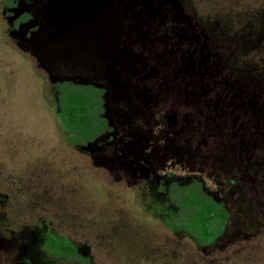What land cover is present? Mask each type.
Listing matches in <instances>:
<instances>
[{
	"label": "rangeland",
	"instance_id": "374dc122",
	"mask_svg": "<svg viewBox=\"0 0 264 264\" xmlns=\"http://www.w3.org/2000/svg\"><path fill=\"white\" fill-rule=\"evenodd\" d=\"M2 1L0 0V264H23L25 256L29 257L26 261L31 264H80L59 259L62 255L70 254L71 249L66 242H58L55 235H51L53 238L42 248L43 250L23 249L15 240L19 234L27 232L24 231L27 226L42 216L18 213L14 207L15 203L21 200L23 204L25 202L23 200L29 194L49 192V189L51 193L56 194L65 192V205L69 214L73 212L78 221H86L82 224L85 228L82 230L79 229L80 222L70 218L66 230L59 232V235L79 243L81 252L83 250L84 254L91 257L92 264H117L112 260L111 249L100 234L108 232L113 226L110 217L114 215V209L116 212L127 211L130 220L132 219L139 229L147 228L148 231L161 229L157 232H162L164 238L170 237L168 231L150 214L144 218L142 202L138 199L140 188L136 184L138 182H134L142 176L137 168L129 167L130 161L123 153L126 146L116 148L118 151L116 153L106 149L95 154L92 152L93 149L76 146V144L90 146L88 143L92 142L94 137L83 140L76 134H70L66 128L65 112L69 92L74 91L81 95L85 91L84 86H90L91 83H95V89L91 94L98 96L97 103L102 104L104 93L100 86L109 85L110 94L106 103L110 111L116 110L118 114V111L125 112L128 109L124 103L123 105L121 102L118 103L121 96L114 91L112 72L108 62L102 58L108 50L107 45L99 47L96 40L92 39L93 27L84 25L65 40L46 45L42 41L37 42L38 45L33 51L30 42L22 40L20 35L22 32L18 26L15 27L18 31L12 32L14 27L11 26L8 17H11L13 12L5 9ZM168 2L173 4V13L177 16L186 17L188 21L192 19L200 28H204L212 40L210 44L216 42L218 46L216 49L220 51L225 70L222 80H225V84L230 88L228 92H231L230 101L242 102L244 106L239 118L237 113H232L229 118L231 124L228 141L215 142L214 147L217 149L214 151L198 147L184 151L180 165H172V162L167 164L166 161L159 174L163 177L173 175L178 182L171 187L172 200L183 210L182 226L187 232L193 224L188 223L190 216L188 211L191 210L188 207L199 193L204 194L205 198H214L225 203L229 213L225 236L226 240H230L234 229L239 226H264V197L257 195L259 191L252 182L247 179L238 181L232 177L235 175L237 164L242 162L233 157L234 149L230 148L240 139L235 135V126L238 129L243 125L241 129L248 135L245 137L246 144H251L250 140L252 142L255 140L251 135L264 132V82L255 69H242V66L247 64L249 66V63L255 64L256 56L253 55H257V52H261V56L256 57L258 64H264V0H168ZM138 12L140 13L135 9L121 8L118 11H111L109 17L121 20L126 18L129 21L131 19L134 29L128 45L136 54L147 57L149 67L144 71L151 72L152 67L159 65L156 54L163 46L160 41L153 43L150 36L147 39V48L144 47L146 37L143 31L146 28L142 27V21L160 15V11L157 6H149L141 10V15ZM176 15L172 14L171 17L175 18ZM163 29L166 30L165 25ZM116 30L115 36L118 37L120 27ZM167 48L170 46L167 45ZM120 49L123 47L120 46ZM46 51H51L54 59L46 58ZM101 60L104 61V66ZM98 63L101 68L95 65ZM163 70H165L163 75L166 76L167 69ZM126 72L124 81L128 82L133 77L130 70L129 73ZM153 79L147 80V83L154 93L158 94L161 92L158 89H162L160 80ZM166 86V84L163 86L161 92L164 102L158 113L171 116L175 111L173 106L175 99L179 98L182 101L187 94L181 93V90L178 93L170 85V90L166 91ZM121 94L123 95V90ZM100 103L97 115L98 119L104 122L107 116H101L103 111L100 109L103 108ZM183 103L179 105L178 115L193 116L197 125L200 111L189 103L185 105ZM60 108L63 109L61 113ZM211 108L215 110V105ZM131 114L136 112L131 110ZM124 118H120L121 122L114 121L115 125H121L118 129L136 130L140 126L148 129V125L138 118L134 121L125 118L126 122ZM202 137L199 140L201 139L203 145L210 146L212 141L209 139L206 143ZM129 139L121 138V142L127 143ZM164 140L167 146H171L170 138ZM103 163L110 164L104 166ZM232 182L235 184L230 185ZM187 183L191 185L185 186ZM116 194L121 196L120 200H117ZM4 195L9 196L7 206H2L1 200ZM62 203L64 204V201ZM146 204L153 206L156 215L163 218L165 213L159 207L162 200L155 199ZM87 211L88 216L84 213ZM89 223L93 224L94 232L99 229L101 232L94 234ZM97 225L99 228L96 229ZM222 238L217 241L218 244ZM258 239L260 243H264V233L260 234ZM186 242L190 243V240L186 239ZM141 245L138 244L137 248ZM183 252L187 254V250ZM260 255L264 258V250H260ZM220 257V250L216 246L212 249L213 263H218V260L214 259ZM138 264L150 263L143 259Z\"/></svg>",
	"mask_w": 264,
	"mask_h": 264
},
{
	"label": "flooded vegetation",
	"instance_id": "af4514ba",
	"mask_svg": "<svg viewBox=\"0 0 264 264\" xmlns=\"http://www.w3.org/2000/svg\"><path fill=\"white\" fill-rule=\"evenodd\" d=\"M165 4L162 0L2 1L4 8L13 12L11 17H8L11 26L14 27L12 32L15 33L21 29L22 40L30 42L29 45L33 46V51H35L34 47L38 45L37 42L42 41L46 45L50 42L65 40L84 25L93 27L92 39L96 40L99 47L107 45L108 50L102 58L108 62V67L112 72L113 89L121 96L118 103H124L128 109L125 112L121 109L122 112L118 111V114L116 110L110 111L107 106L110 87L109 85H99L104 90L101 104L103 109L101 110L102 114H105H101V116H107V119H104L103 122L98 119L97 115L96 120L103 125L102 130L98 132L99 135L96 134L93 141L88 143L90 146L83 144L81 146L76 144V146L82 149H93L92 152L95 154L106 149H109L111 153H116L118 152L115 150L116 148L126 146V151L123 153L130 161L129 167L137 168L142 176L140 179H135L134 182H138L136 184L140 188L138 199L142 202L141 206L145 215L143 216L144 218L149 217L150 214L170 235V237L164 238L162 232H157L161 229L148 231L147 228H141V230L132 219L130 220L127 211L116 212L114 209V215L110 217L113 226L108 229V232H101L100 229L94 232L93 224L89 223L94 234L101 232L102 240H105L111 249L112 260L117 264H138L143 259L150 264H264V258H261L260 255V250H264V243L258 241L260 234L264 233L263 225L239 226L234 229L233 237L226 240L225 231L228 228L226 223L220 235L216 236L213 241L209 236L206 243H200L194 226L190 227L189 232L182 226L184 223L182 221L183 210L172 200L171 187L177 182L176 179L173 175L163 177L159 174L165 167L166 161L167 164L172 162V165H180L183 161L181 159L184 158V151H191L196 147L214 151L217 149L214 147L215 142L228 141L231 124L229 118L232 113H237L239 118L244 106L242 102L230 101L231 92H228L230 88L225 84V80H222L225 70L220 51L216 49V42L210 44L212 40L206 30L200 28V25L193 22L192 19L188 21L186 17L177 16L173 13L174 10L165 12ZM149 6H157L160 15L143 19L142 27L146 28L143 31L146 37L144 47L147 48V39L150 36L153 43L160 41L163 46L162 50L158 49L156 54L159 65L152 67L153 71L151 72L144 71L149 67L147 57L139 53L136 54L128 45V40L134 29L131 19L129 21L126 18L121 20L109 17L111 11H118L121 8L138 10L141 15V10L147 9ZM172 14L176 17H171ZM156 19H158V23L155 21ZM163 25L166 26V30L163 29ZM119 27L120 36L117 37L115 32ZM165 43L170 46L169 49ZM120 46L123 49H120ZM33 54L36 55L35 52ZM51 54V51H46L45 57L52 59ZM101 61L104 66V61ZM99 63L95 65L100 67ZM127 69L131 71L133 79L125 82L124 73L126 71L129 73ZM163 69L168 70H166V76L163 75L165 72ZM153 74L156 76L154 77ZM151 79L160 80L162 89L158 90L161 92L166 84V91L170 90L169 87L172 86L178 93L181 90V93L187 94L182 101L179 98L175 99L173 103L175 111L171 116L158 113L164 99L161 97V92L156 94L148 86L147 80ZM142 81L145 82L142 83ZM66 82L71 84L68 80ZM94 84L91 83L92 86H95ZM121 90H123V95ZM181 102H184V105L189 103L193 108H198L200 120L197 125L193 116L180 117L178 115ZM213 105H215V110L211 108ZM205 106L207 107L206 111ZM131 110H134L136 114H131ZM124 117L133 121L138 118L148 125V129L142 126L136 130L118 129L121 125H115L114 121L121 122L120 118ZM241 127L237 129L235 126V135L240 139L230 148L234 149L233 157L242 163L237 164L235 175L232 177L238 181L247 179L252 182L259 191L257 195L263 198L264 144L260 145V142L263 143L264 136L251 135L255 140L253 142L250 140L251 144H246L245 137L248 135ZM69 133L76 134L79 136L78 138L82 139L81 132L70 131ZM201 136L206 140V143L210 139L211 145L204 146L201 139L199 140ZM126 137L130 138L129 141L121 142V138ZM260 137L263 139L260 140ZM166 138H170L171 146L166 145V140H164ZM181 150L182 152H180ZM187 154L186 157H188ZM244 161L246 162L244 163ZM107 164L110 163L102 165ZM246 175L247 177H245ZM232 183L230 185L235 184V182ZM50 191L51 189L49 192L29 194L23 200L25 201L23 204L21 200H16L14 207L18 213L42 215L38 217V220L35 219L32 225L27 226V229H24L27 232H22L15 238L16 242L23 249L43 250L42 248L53 238L51 235H55L58 242H66L71 249L70 254L62 255L59 259L75 261L80 264H92L91 257L84 254L83 250L81 252L79 243L59 235V232L66 230L70 218L80 222L79 229L82 230L85 229L82 224H85L86 221H78L73 212L69 214L65 205V192L56 194ZM111 195L107 197L110 198ZM117 198L120 200L121 196L118 194ZM8 199L9 196L4 195L1 200L2 206L8 205ZM155 199L162 200L163 208L169 216L158 217L154 207L146 204ZM159 207L161 208V206ZM191 207L193 208L188 211L190 214L189 224L194 222L195 216L194 206ZM84 213L89 215L88 211ZM160 225L155 226L159 227ZM120 229H124V231H120ZM220 238L222 240L218 244L217 241ZM186 239H189L190 243L186 242ZM138 244L142 245L137 248ZM216 246L220 250L221 257L214 259L218 260V263H213L212 249ZM184 250H187L186 255Z\"/></svg>",
	"mask_w": 264,
	"mask_h": 264
},
{
	"label": "trees",
	"instance_id": "16d2710c",
	"mask_svg": "<svg viewBox=\"0 0 264 264\" xmlns=\"http://www.w3.org/2000/svg\"><path fill=\"white\" fill-rule=\"evenodd\" d=\"M162 1L166 3L164 5L165 12L166 10L167 11L173 10L172 8L173 4H170L168 0H162ZM251 52L253 54V51ZM260 53L261 52H257V55H253V56L258 57ZM256 57H254V60L256 61L255 64L249 63V66L248 64L247 65L243 64L244 66H242V69L243 70H250L251 68L255 69L259 77H261V79L264 82V64H258L259 61L258 59L256 60ZM94 89H95L94 86L86 85L84 86L85 91L83 94L80 95L75 93L74 91H70L67 98V105L65 112V117L67 118L66 128L72 132H81L83 135L82 136L83 140L92 139L103 128V125L99 124V122L96 120L97 113L99 112L98 103L100 102L97 103V101L99 100L98 96H94L91 94V91ZM59 111L61 113L63 112V109L60 108ZM253 135L264 136V132ZM263 144L264 143H261V145ZM180 185L184 186L183 184ZM189 185H191V183H187L185 186H189ZM191 206H194L195 219L194 222H192L193 223L192 226H194L195 234L197 236L198 241L200 243H206L208 241L209 236L213 241V239L216 236L220 235V233L222 232L228 221L229 213L225 203L218 201L214 198H205L204 194L201 195L199 193V195L196 196L194 201L190 202L188 209L193 208ZM160 209L165 213L163 217L169 216L167 215L165 208H163V203ZM28 258L29 257L25 256V260L22 261L23 264H31L26 261Z\"/></svg>",
	"mask_w": 264,
	"mask_h": 264
}]
</instances>
